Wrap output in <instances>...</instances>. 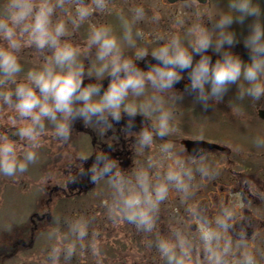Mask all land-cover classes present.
Returning a JSON list of instances; mask_svg holds the SVG:
<instances>
[{"label": "clouds", "instance_id": "clouds-1", "mask_svg": "<svg viewBox=\"0 0 264 264\" xmlns=\"http://www.w3.org/2000/svg\"><path fill=\"white\" fill-rule=\"evenodd\" d=\"M72 0H0V88L14 84L12 90L0 91V103L12 106L15 115L8 120L19 126L15 130L20 141L11 139L7 133L0 134V174L14 176L24 173L28 165L37 159V149L46 134V124L52 125L54 135L62 142L69 140L77 119L85 125H95L100 134L114 127L125 115L129 117L125 133L132 132L134 118L139 114L150 119V123L135 131V143L140 150L150 148L155 137H166L172 131L173 106L184 98L174 85L188 72L189 84L186 90L195 94L194 99L205 110L224 99L231 85H237L236 98L245 97L253 101L264 98V8L261 0H227V11L218 16L207 14L212 22L208 27L203 16L187 25L182 36L178 32L157 33L158 45L149 51L146 46H137V38L144 39V33L133 25L145 18L142 4L133 5L131 17H121L124 32L122 39L134 49L133 57L126 56L120 40L113 34L110 25L92 26L87 47L95 48V59L100 62L95 68L87 69L88 77H95L93 83L84 84L85 66L78 61L80 45L62 39L68 35L67 23L78 28L94 12L109 8L110 0H76L74 14L68 11ZM199 0H190L187 6H194ZM59 13V18H54ZM63 13L64 15H61ZM161 13L153 8L152 20L158 21ZM65 17H67V22ZM248 17H255L243 43L250 50L251 58L245 61L231 50L236 44L237 34L231 30L234 22L243 24ZM55 21V22H54ZM182 23V21H181ZM163 42V43H160ZM23 45H33L52 54L45 56L38 70L27 72L26 82L17 83L16 75L22 71L17 53ZM228 45L229 47H225ZM211 49L218 54L213 62L208 54ZM194 54L199 59L194 63ZM151 55L158 63L143 70L136 64ZM111 77L105 88L102 81ZM155 92L145 97L146 88ZM167 94V95H166ZM132 97L133 99H129ZM145 97L142 100L136 98ZM155 115V119L151 117ZM257 146H264V138L257 137ZM159 158L151 155L146 167L135 171L134 179L125 174L120 162L108 152L97 151L90 167L80 169L94 184L107 179L113 189V201L108 208L114 224L127 221L138 230L151 232L161 202L175 189L187 198L195 187V173L201 179H211L215 169L206 163L207 153L200 149L187 159L174 158V145L164 142L159 148ZM171 162L165 167V161ZM195 165V168L193 167ZM152 169L153 171H149ZM76 177H70L74 182ZM189 223L198 227L188 234L180 227L171 226L170 237H160L155 244L166 264H259L256 254L247 247V231L241 228L234 238L235 210L222 205L221 212L207 219L204 211L189 206ZM69 229L76 239L66 241V234L51 229L47 235L54 241L48 253L51 264H59L63 254L66 260L75 254L77 242L80 247H90L97 264H103V256L96 237L89 245L84 239L89 235V220L83 216L68 221ZM148 247L152 241L146 242ZM203 253V258L201 256ZM239 253V255H237Z\"/></svg>", "mask_w": 264, "mask_h": 264}, {"label": "flooded vegetation", "instance_id": "flooded-vegetation-1", "mask_svg": "<svg viewBox=\"0 0 264 264\" xmlns=\"http://www.w3.org/2000/svg\"><path fill=\"white\" fill-rule=\"evenodd\" d=\"M169 1L110 0L107 10L94 12L78 28H73L70 22L67 23L68 35L62 39L68 40L74 45H80L78 61L85 66L84 84L96 81L95 77H88L87 69L91 68V71L95 74V68L100 64L95 59V48L89 49L87 47V39L92 26L110 25L113 34L120 40L124 54L133 57L134 49L122 39L124 27L121 19L122 16L131 17L130 9L133 5L142 4L145 8V18L133 25V33L136 29H140L144 33V39L137 38V46H146L149 51L159 43L154 39L157 33L170 34L178 32L183 36L187 25L199 19L200 16H203L205 24L211 27L212 22L207 19V14L213 13L218 16L223 12L222 0H206L204 4H197L203 6L202 10L198 12H195V10L181 12L179 17L178 4L188 3L190 0L175 3ZM75 2L76 0H72L67 6L68 11L72 14H74ZM90 2L91 0H84V3ZM261 7L264 8V0H261ZM153 8L161 13L158 21L151 19ZM61 15L64 14L61 13ZM54 18H59V13H54ZM248 18L255 19V17ZM65 19L67 22V17ZM181 21H184V26H180L182 25ZM232 28L233 26H231ZM22 47L25 48L26 54H23V58H19V63L22 66H28L29 71L38 70V64H43L39 60L44 61L45 58L36 59L33 57L42 56L49 49L46 48L41 51L33 45H23ZM225 47L229 46L225 45ZM231 50L239 54L245 61H249L251 58L250 50L246 48L241 40L231 46ZM48 52H51V50ZM208 54L212 56L213 62L218 58V54L211 49L208 50ZM198 59L199 55L194 54V63ZM155 63H158V61L151 55L142 61H136L138 67L145 71ZM189 71L190 69H185L184 78L174 85L178 93H184V98L173 106L174 117L171 122L173 131L166 137H155L150 148L140 150L135 143V131H139L142 126L150 123L149 118L138 114L134 118L132 132L127 133L123 131L129 119L127 115L119 122H113L114 127L106 130L104 134H100L95 125H85L82 120L77 119L68 141L62 142L59 138H54L60 146L57 150L54 151L51 148L47 150L45 148L37 149L40 160L37 158L32 166L37 173L40 169L39 164H46L47 168L41 169V174H45L43 171H47V169L52 171L62 165L56 154H60L62 151L65 152L67 145L72 146L74 155L78 152L77 162L71 163L72 161H69L63 164L64 168L67 167L66 170L69 175L64 184L51 185L52 187L49 186L43 191L47 206L54 202L57 197L61 200H71L93 190V221H113L108 214V208L113 201V189L107 179L94 184L86 173H80V169L86 170L91 166L97 151L108 152L120 162L125 174L134 179L132 174L146 167L148 156L151 155L154 159L159 158V148L164 142L171 141L173 143L174 158L187 159L189 155L203 149L207 153L205 162L212 165L216 174L211 179H201L200 174L196 172L193 182L195 187L192 189V194L186 199L183 198L182 193L170 189L169 197L161 202L159 206L155 227L151 232L138 230L135 224L125 221L143 238L131 240L129 236L125 239L124 253L128 256L131 250L138 246L141 258L143 260L148 258L147 264H166L155 244L158 233L160 237H170L171 226L180 227L188 234L195 233L198 226L195 223H189L192 218L187 212V208L190 205L202 209L206 218L212 219L221 212L222 205L231 204L235 210L234 227L230 230L231 234L234 238H238V231L241 228L246 229L247 247L256 254L259 264H264V146H257L255 143L257 137L264 138V98L260 101H253L249 97L239 100L236 98L237 85L233 84L221 102L214 103L213 107L205 110L201 104L195 101V94L186 90L185 86L190 82L188 78ZM17 75L24 74L18 73ZM110 80L111 77H106L102 81L105 88ZM154 92L155 89L149 85L146 88L145 97ZM145 97L136 99L142 100ZM129 99L133 98L130 97ZM195 102L197 105H194ZM151 119L154 120L155 115ZM46 127L52 130V125L46 124ZM53 136L55 135L53 134ZM45 140L48 141V139ZM185 142L196 143V146H193L189 151L185 147ZM61 147H64V149ZM81 152L84 153L83 157L80 156ZM41 156L45 157L46 161L42 160ZM170 162V160H166L164 162L165 167ZM193 167L195 168V165ZM149 171L153 170L149 169ZM14 177L23 178L26 175L19 173ZM70 177H76L74 182H69ZM34 215L36 219H32V221H43L52 216V213L48 211L41 216L39 213H34ZM124 229L126 233V228ZM25 241L22 242L23 246H28ZM147 241H152L151 247H148ZM3 254L6 255V253ZM201 256L203 258V253H201Z\"/></svg>", "mask_w": 264, "mask_h": 264}, {"label": "rangeland", "instance_id": "rangeland-1", "mask_svg": "<svg viewBox=\"0 0 264 264\" xmlns=\"http://www.w3.org/2000/svg\"><path fill=\"white\" fill-rule=\"evenodd\" d=\"M188 3L178 4L177 8L179 11L177 12L179 14L188 10L198 12L203 9V6H198L197 4L187 6ZM221 6L223 7V11H227V0H222ZM253 20L252 18H247L243 24L234 22L231 25L233 26L231 30L237 31V41L244 40ZM180 26H184V21ZM49 50H46L47 55L45 53L42 56H35L33 58L44 59L45 56L52 54L48 52ZM23 54H26V51L24 47H21L17 55L19 58H23ZM39 62L44 61L39 60ZM41 66L42 64H38L37 68L39 69ZM34 67L36 68V66ZM26 80L27 74L16 75L17 83L26 82ZM10 88H14V84H9L7 87L0 88V90L4 91ZM194 105H197V103L195 102ZM14 115L15 109L12 106L0 103V134L7 133L11 139H19L15 135V130L19 125H14L8 120L9 116ZM53 134V130L47 127L46 134L42 136V146L39 149L45 148L47 150L51 148L55 151L60 147L57 141L54 140L56 136H53ZM45 139H48V141ZM18 142L24 143L20 139ZM61 148L64 149V147ZM77 154L78 152L74 155L72 146L67 145L65 152L62 151V153L56 154L62 165L60 164L61 166L58 169H53L52 171H49V169L43 171L45 174H41L40 170L46 169V164H39L38 167L40 169L37 173L31 167H28L27 171L24 172L26 177L23 178L0 174V264H51L48 253L54 241L49 240L47 233L51 229L56 228L59 229L62 235L66 234L65 242L75 240L76 237L70 232L68 221L81 216L89 220V235L85 237L83 243L86 246L89 245L93 239V233H99L96 239L100 242L99 247L103 256V264L148 263V258L145 260L141 258L138 246L131 250L128 256L124 253L125 239L129 236L131 240L143 238L142 235L136 233L125 221L119 224H114L113 221H93V190L71 200H61L57 197L54 202L47 206L43 191L51 185L64 184L69 175L67 174V167L64 168L63 164L69 161H72L71 163L77 162ZM80 156L83 157L84 153L81 152ZM37 158H39V155H37ZM41 158L46 161L45 157L41 156ZM29 165H33V162L29 163ZM76 165L78 166V164ZM16 175H19V173ZM34 191L36 192L37 199L34 198ZM17 193L21 197L16 196ZM19 201L21 203H18ZM28 204L31 205L27 208ZM48 211L52 213V216L47 217L43 221H39L38 219V221H32V219H36L34 213H39L41 216ZM59 224H62V226L58 227ZM124 228H126V233ZM31 237L33 238L32 245L23 246V240L28 242ZM11 249L13 250L10 251ZM3 253H6V255ZM97 259V257L93 256L90 247L81 248L78 241L76 252L71 259L66 260L63 254H61L59 264H97Z\"/></svg>", "mask_w": 264, "mask_h": 264}, {"label": "water", "instance_id": "water-1", "mask_svg": "<svg viewBox=\"0 0 264 264\" xmlns=\"http://www.w3.org/2000/svg\"><path fill=\"white\" fill-rule=\"evenodd\" d=\"M177 1H186V0H170L169 2H177ZM200 3H205L206 0H199ZM193 146H196V143H191V142H185V147H187L189 149V151L191 150V148H193Z\"/></svg>", "mask_w": 264, "mask_h": 264}, {"label": "bare ground", "instance_id": "bare-ground-1", "mask_svg": "<svg viewBox=\"0 0 264 264\" xmlns=\"http://www.w3.org/2000/svg\"><path fill=\"white\" fill-rule=\"evenodd\" d=\"M34 198L37 199V195H36V194H34ZM34 198H33V199H34ZM35 199H34V200H35ZM18 203H21V202L19 201Z\"/></svg>", "mask_w": 264, "mask_h": 264}, {"label": "trees", "instance_id": "trees-1", "mask_svg": "<svg viewBox=\"0 0 264 264\" xmlns=\"http://www.w3.org/2000/svg\"><path fill=\"white\" fill-rule=\"evenodd\" d=\"M22 68L24 69V66H22ZM23 69H22V70H23ZM21 72H22V73H27L26 71H21Z\"/></svg>", "mask_w": 264, "mask_h": 264}]
</instances>
